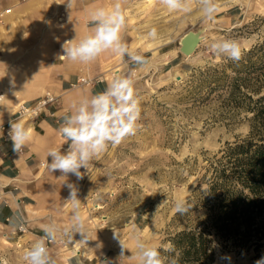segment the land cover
<instances>
[{"label":"rangeland","instance_id":"rangeland-1","mask_svg":"<svg viewBox=\"0 0 264 264\" xmlns=\"http://www.w3.org/2000/svg\"><path fill=\"white\" fill-rule=\"evenodd\" d=\"M149 1L152 9L144 10L146 2L136 6L131 21L141 49L152 50V62L120 74L134 81L141 107L138 131L94 158L87 174L77 181L88 241L81 242L77 233L71 241L58 236L53 243L62 244L71 253L80 252L75 250L80 244L100 264H138L132 239L136 233L164 251L169 236L199 223L204 218L203 209L197 207L181 215L174 211L175 202L199 195L205 188L199 186L207 165L204 159L212 157L225 142L246 135L249 128L248 115L228 100L227 87L235 76L230 60L215 55L210 45L235 40L245 61V54L256 43L264 42V0H214L218 10L210 19L204 17L198 0H189L191 11L187 13L169 12L163 5L156 6L155 0ZM153 28L155 38L148 36ZM198 30L202 31L201 40L195 51L182 54L180 39ZM161 54L165 55L162 60ZM175 54L178 58L171 61L170 55ZM257 55L255 52L252 59ZM164 61L168 64L162 65ZM261 92L264 94V85ZM68 213L61 222L50 215L44 221L63 229L71 223V210ZM113 229L129 249L124 256H120ZM15 248L0 261L26 264L22 241ZM263 257L264 245L257 251L231 247L219 249L213 264H256Z\"/></svg>","mask_w":264,"mask_h":264},{"label":"crops","instance_id":"crops-1","mask_svg":"<svg viewBox=\"0 0 264 264\" xmlns=\"http://www.w3.org/2000/svg\"><path fill=\"white\" fill-rule=\"evenodd\" d=\"M114 2L76 0L69 9L65 0H0V92L5 97L0 114V126L4 128L0 129V259L10 256L20 241L26 251L43 236L47 215L61 222L71 210L65 202L69 194L63 186L66 178H59V172L52 173L46 167L50 148L62 151L67 148L58 131L64 114L74 102L103 91L115 75L140 68L127 57L121 59L111 52L87 65L61 58L65 41L75 37L78 41L92 31L90 11L96 7L110 9ZM145 2L144 10L152 9L149 0H124L126 27L122 38L130 50L145 56L150 63L152 50L141 49L131 21L136 16V6L141 7ZM155 2L156 6H162L159 0ZM61 14L63 19L58 21ZM170 58L174 61L178 54ZM167 64L168 61L162 63ZM81 77L97 82L75 86ZM46 91L58 96L56 104L35 119L14 118L18 105L33 104ZM10 120L22 121L32 129L31 141L19 154L13 153L10 140L3 138ZM48 159L50 162L51 158ZM68 182L77 184V179L69 174ZM19 213L26 215L29 229L21 236L17 232ZM81 246L76 245L75 250H80L77 253L66 251L62 244H53L49 250L57 264H100L95 263L94 254ZM21 252L23 259L24 251Z\"/></svg>","mask_w":264,"mask_h":264},{"label":"clouds","instance_id":"clouds-1","mask_svg":"<svg viewBox=\"0 0 264 264\" xmlns=\"http://www.w3.org/2000/svg\"><path fill=\"white\" fill-rule=\"evenodd\" d=\"M76 0H65L67 7L72 9ZM124 0H115L109 8L96 7L89 13L92 31L77 41L76 37L65 41L62 46L61 58L71 62L90 64L102 54L111 52L121 59L134 65L145 67L149 61L145 56L130 50L129 45L123 40L122 32L126 27V16L123 8ZM169 12H190L189 0H159ZM200 9L205 18H212L217 12L214 0H198ZM148 36L155 38L157 31L153 28ZM217 56L238 62L243 56L239 43L235 40H218L210 45ZM134 75V74H133ZM141 115L140 101L137 97L134 81L130 76L115 75L107 82L103 91L93 94L91 97H83L71 105L70 110L62 117V123L58 129L67 148L61 150L50 148L46 154V167L52 172H59V178H66L63 186L68 189V197L65 202L71 209V223L68 227L60 228L55 222L43 226L44 233L30 248L23 253L26 264H57L51 255L49 243L56 242L58 236L68 237L73 240L75 234L82 236L81 242L86 243L87 232L85 220L81 214V199L79 189L75 183L68 182L69 174L82 180L87 174L92 160L109 147L119 146L125 139L134 136L138 131V121ZM7 138L11 142L13 153L19 154L32 139V129L22 121H9ZM50 162H49V159ZM81 169L86 170L82 172ZM192 208L186 200H177L174 211L181 215L186 214ZM113 238L121 247L120 256H124L125 250H129L125 242L113 229ZM132 239L135 241L138 264H177L175 258L164 256L156 246H150L138 233ZM164 252L174 251L171 244L163 246ZM7 264V261H0ZM107 264V262H105ZM256 264H264V258L256 261Z\"/></svg>","mask_w":264,"mask_h":264},{"label":"trees","instance_id":"trees-1","mask_svg":"<svg viewBox=\"0 0 264 264\" xmlns=\"http://www.w3.org/2000/svg\"><path fill=\"white\" fill-rule=\"evenodd\" d=\"M245 57L230 60L235 76L227 93L248 115V132L204 159L199 186L205 188L187 201L194 203L189 211L200 207L204 218L167 238L174 251L161 250L177 264H213L219 249L257 251L264 245V42L256 43Z\"/></svg>","mask_w":264,"mask_h":264},{"label":"built area","instance_id":"built-area-1","mask_svg":"<svg viewBox=\"0 0 264 264\" xmlns=\"http://www.w3.org/2000/svg\"><path fill=\"white\" fill-rule=\"evenodd\" d=\"M63 15L61 14L58 18V21H61L63 18ZM96 79H89V78H79L77 79L75 86H89L95 83ZM97 82V81H96ZM4 95L3 93L0 92V114L2 111V105L4 102ZM58 101V96L54 95L53 93L46 91L40 99H38L35 103L33 104H20L17 106V109L15 110L14 113V118L19 119V118H26L29 120L35 119L42 111H44L46 108H48L51 105L56 104ZM0 129H3V127L0 126ZM4 139L7 138V132L3 135ZM27 217L26 215H23L19 213V218H18V224H17V232L19 236L26 234L29 229L27 227ZM53 245V243H49V248L50 246Z\"/></svg>","mask_w":264,"mask_h":264},{"label":"water","instance_id":"water-1","mask_svg":"<svg viewBox=\"0 0 264 264\" xmlns=\"http://www.w3.org/2000/svg\"><path fill=\"white\" fill-rule=\"evenodd\" d=\"M201 32H202L201 30H198L197 32H193V31L187 32L180 39L179 51L186 56L192 54L201 40L200 37Z\"/></svg>","mask_w":264,"mask_h":264}]
</instances>
